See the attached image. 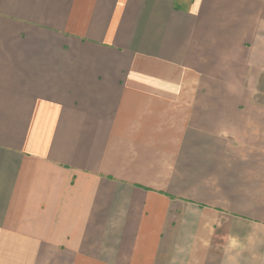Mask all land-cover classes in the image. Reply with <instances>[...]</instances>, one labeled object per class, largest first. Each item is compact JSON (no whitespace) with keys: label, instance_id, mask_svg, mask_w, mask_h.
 Masks as SVG:
<instances>
[{"label":"crops","instance_id":"0c3cea01","mask_svg":"<svg viewBox=\"0 0 264 264\" xmlns=\"http://www.w3.org/2000/svg\"><path fill=\"white\" fill-rule=\"evenodd\" d=\"M261 74L264 0H0V264H264Z\"/></svg>","mask_w":264,"mask_h":264},{"label":"rangeland","instance_id":"374dc122","mask_svg":"<svg viewBox=\"0 0 264 264\" xmlns=\"http://www.w3.org/2000/svg\"><path fill=\"white\" fill-rule=\"evenodd\" d=\"M219 81H213V84L218 83ZM248 86L249 88H253V90L258 89L257 96H255L256 102L263 103L264 102V74H261L259 79H248L245 81V88ZM230 224H228V227ZM220 243L219 238H217V242L214 244V247L218 248V244Z\"/></svg>","mask_w":264,"mask_h":264},{"label":"clouds","instance_id":"9594fccd","mask_svg":"<svg viewBox=\"0 0 264 264\" xmlns=\"http://www.w3.org/2000/svg\"><path fill=\"white\" fill-rule=\"evenodd\" d=\"M226 241V245H225V249L227 253H231L237 249H240L242 247L241 241L235 237V236H226L225 238ZM229 264H236V257L229 255Z\"/></svg>","mask_w":264,"mask_h":264}]
</instances>
